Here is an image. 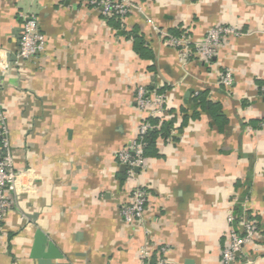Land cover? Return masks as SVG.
I'll use <instances>...</instances> for the list:
<instances>
[{
  "label": "crops",
  "instance_id": "obj_1",
  "mask_svg": "<svg viewBox=\"0 0 264 264\" xmlns=\"http://www.w3.org/2000/svg\"><path fill=\"white\" fill-rule=\"evenodd\" d=\"M134 1L142 12L122 24L142 37L149 59L85 0H0V101L20 173L0 264H142L145 245L166 246L171 264H218L227 214L242 202L257 237L237 264H264V0ZM31 15L45 51L16 65L22 17ZM145 18L191 42L219 25L240 35L209 63L183 65ZM226 70L229 89L219 84ZM138 86L165 93L175 129L137 171L148 202L144 224L132 230L120 211L135 182L115 154L134 137ZM202 92L219 118L190 110Z\"/></svg>",
  "mask_w": 264,
  "mask_h": 264
},
{
  "label": "built area",
  "instance_id": "obj_2",
  "mask_svg": "<svg viewBox=\"0 0 264 264\" xmlns=\"http://www.w3.org/2000/svg\"><path fill=\"white\" fill-rule=\"evenodd\" d=\"M57 1L64 3L68 0ZM85 2L98 11L104 20L116 19L121 23L131 15L142 12L141 7L134 0H85ZM22 21L19 47L14 57L16 65L38 60L44 53L46 44L44 37L38 31V21L35 16H24ZM145 21L158 34L163 43L178 51L179 61L183 65H186L191 58L209 63L217 55L227 37L240 35L231 27L219 25L210 29L200 42H191L186 32L174 36L159 31L147 18ZM219 79V84L226 89H229L233 84L230 70L222 72ZM260 90L264 98V82ZM196 95L197 93L194 94V97ZM166 100L167 97L163 92L159 93L143 86L136 88L134 105L138 112L139 122L135 127L133 139L115 154L118 164L125 169L126 179L135 182L129 201L121 207L120 211L124 224L132 230L144 224V214L148 202L147 188L137 181V171L145 168L144 149L146 144L144 139L150 131L158 129V126L149 123V119L166 121L168 117L173 116L166 108ZM261 128H264V123L261 124ZM171 135H174L173 132ZM19 174L14 166L7 117L1 108L0 101V230L6 214L14 203L16 181ZM238 207L239 210H231L227 214L228 239L220 251L218 264H237L244 249L252 246L257 237V222L250 218L246 204L239 203ZM153 251L156 252V256L155 262L152 264H171L166 259L167 247L164 245L142 246L138 251V257L142 264H150Z\"/></svg>",
  "mask_w": 264,
  "mask_h": 264
},
{
  "label": "trees",
  "instance_id": "obj_3",
  "mask_svg": "<svg viewBox=\"0 0 264 264\" xmlns=\"http://www.w3.org/2000/svg\"><path fill=\"white\" fill-rule=\"evenodd\" d=\"M107 24L112 26L117 33L126 39L132 40L133 43V51L140 59H149L151 58V53L147 48L146 43L143 41L142 37L138 36L139 34L134 30L133 32H127L124 30L123 24L121 21L116 19H107ZM171 35H179L177 31L169 32ZM149 90H153V88H148ZM157 92L161 93L163 91L158 90ZM190 110L193 113L197 112H205L210 115L213 119L219 118L220 106L218 104H212L207 101L205 92L198 93L195 97H193ZM199 110V111H198ZM179 114L182 115L183 121L187 119V111L185 109L179 110ZM149 123L158 126V129H154L150 131L145 137V149L144 156L149 157L155 155L156 142L158 139L166 140L171 137V131L174 130V122L173 121H159L158 119H149Z\"/></svg>",
  "mask_w": 264,
  "mask_h": 264
},
{
  "label": "water",
  "instance_id": "obj_4",
  "mask_svg": "<svg viewBox=\"0 0 264 264\" xmlns=\"http://www.w3.org/2000/svg\"><path fill=\"white\" fill-rule=\"evenodd\" d=\"M13 59H14V57H13ZM122 168H124V167H122Z\"/></svg>",
  "mask_w": 264,
  "mask_h": 264
}]
</instances>
